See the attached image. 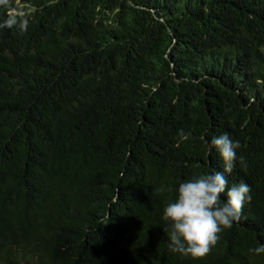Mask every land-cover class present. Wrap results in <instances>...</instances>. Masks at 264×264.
I'll return each mask as SVG.
<instances>
[{
  "label": "trees",
  "instance_id": "16d2710c",
  "mask_svg": "<svg viewBox=\"0 0 264 264\" xmlns=\"http://www.w3.org/2000/svg\"><path fill=\"white\" fill-rule=\"evenodd\" d=\"M0 264H264V0H0ZM252 199L200 258L163 210L224 164Z\"/></svg>",
  "mask_w": 264,
  "mask_h": 264
},
{
  "label": "clouds",
  "instance_id": "9594fccd",
  "mask_svg": "<svg viewBox=\"0 0 264 264\" xmlns=\"http://www.w3.org/2000/svg\"><path fill=\"white\" fill-rule=\"evenodd\" d=\"M16 24L9 18L0 27ZM208 144L219 153L223 171L210 168L193 175L176 188V197L163 210V219L169 222L164 229L169 234V250L185 256L200 258L208 254L224 229H230L240 219L241 212L251 197V187L244 181L229 185L228 174L238 159L240 141L228 134L212 137ZM264 253V246L254 249Z\"/></svg>",
  "mask_w": 264,
  "mask_h": 264
}]
</instances>
